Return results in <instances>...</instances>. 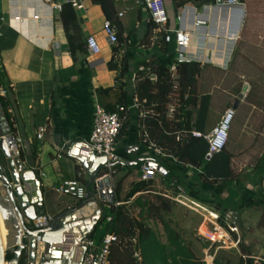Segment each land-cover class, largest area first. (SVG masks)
Wrapping results in <instances>:
<instances>
[{
    "label": "crops",
    "instance_id": "0c3cea01",
    "mask_svg": "<svg viewBox=\"0 0 264 264\" xmlns=\"http://www.w3.org/2000/svg\"><path fill=\"white\" fill-rule=\"evenodd\" d=\"M164 1L171 18L181 9L183 26L193 32L188 55L204 66L198 95L189 107L191 131L210 133L229 107L235 109V116L228 145L220 153L223 163L209 164L217 154L205 159L208 143L203 138L199 176L194 169L182 168L170 157L159 158L161 165H174V174H169L170 170L165 175L158 174L151 179L153 186L175 202L171 197L176 195L173 182L177 180L190 199L211 209L220 206V202L226 204L229 210L225 213L232 216L239 234L242 231V243L262 246L264 225L259 223L264 213V40L250 39L251 33L264 31V0L244 2L241 8L217 5V2L200 6L199 2L190 1L178 10L176 0ZM54 3H62L61 10L55 9ZM114 3V25L128 39L126 50L131 62L130 73L121 79L119 72L108 66L114 46L104 32L107 18L93 0L75 4L63 0H0V72L12 89L11 114L15 119L11 124L2 107L0 131L7 128L6 121L20 139L37 177L28 184V192L33 200L42 198L46 210L43 216H50L52 221L62 212L78 207L63 219L76 224L69 229L74 240L55 245L61 246L54 250L57 256H48L54 264H81L83 251L75 242L97 235L102 229L106 211L97 195L78 200L55 190V185L64 179H78L88 185L86 174L99 156L88 144L95 104L113 109L127 84L134 89L143 62L160 55L155 42L157 36L153 34L158 29L146 38L147 13L140 0H114ZM120 12H124L121 17ZM240 29L249 32L248 39L239 36ZM89 35L97 37L100 53H90ZM237 47L239 51L231 65ZM209 65L213 68H207ZM151 80H155L154 75ZM133 89L129 122L115 147L117 160L112 178L116 201L127 208L141 195L138 193L126 201L132 186L141 181L142 166L159 157L146 152L140 137L139 118L144 113L135 105ZM40 127L46 128L42 139L36 136ZM195 150L196 147L192 156L199 160ZM53 192L67 199L53 205L49 202ZM100 208L101 213L97 214ZM95 219L99 220L95 223ZM250 227L257 232L253 242L243 232ZM258 253L256 250L251 254L254 264H264V257Z\"/></svg>",
    "mask_w": 264,
    "mask_h": 264
},
{
    "label": "trees",
    "instance_id": "16d2710c",
    "mask_svg": "<svg viewBox=\"0 0 264 264\" xmlns=\"http://www.w3.org/2000/svg\"><path fill=\"white\" fill-rule=\"evenodd\" d=\"M93 1L101 6L106 18L114 24V17L116 15L114 0ZM190 1L199 2L198 4L200 6L203 4H215L217 2V0H176V10ZM244 1L247 3L251 2L250 0ZM146 28V38L151 31L158 29L157 25L150 19L147 20ZM117 34L118 43L113 47V57L109 61L108 66L110 70L118 71V78L121 79L130 73L131 62L126 50L128 39L122 37L119 31H117ZM258 34V32L251 33L250 40L258 42L260 38L257 36ZM163 36L164 33L158 30V38L155 42L159 47V54L161 56L156 55L143 62V69L137 74L134 89L132 85L126 83L127 89L122 91L117 105L129 107L131 105V90L133 89L132 96L136 97L139 111H143L144 113V116L139 119L142 125V132H146L148 135L149 140L145 142H153L160 147L165 154L175 157L178 163L199 166L200 160H195L192 153L198 140L203 138L191 134L192 110L189 109V107L195 103L196 96L198 95V82L204 66L199 62H191L183 63L177 68L179 74L178 92H180V99L177 104L178 108L174 113V120L170 121L166 114L170 104V96L174 92V82L167 67L168 59L165 55H162L166 54L168 51L167 43L164 41ZM239 36L248 39L249 32L245 29H240ZM238 51L239 48L237 47L231 65L234 64ZM151 75L155 76L154 81L151 80ZM123 85H125V83H122V86ZM0 87H4L6 90L5 96L0 95L1 105L7 119L11 124H14V116L9 112L10 109H12V111L14 109V102L11 97L12 89L8 87L7 81H3L1 72ZM129 118L130 115L124 123L121 133L128 125ZM178 137L179 140L177 139ZM33 154H36V147L33 148ZM162 165L165 170H170L169 174H174L172 172L174 168L173 164L162 163ZM203 182L208 183L207 180ZM152 187V180H141L135 183L126 201H129L138 193L143 194L145 191H151ZM163 196L164 195L160 196L163 200L162 209L164 208V210H166L168 209V201L166 197L164 198ZM135 202L137 205L141 206V208H144L145 203H143L141 195L136 198ZM216 209L221 213H225L229 210V207L220 202V206ZM116 217V232L120 237V242L112 249L113 264H205V261L196 256L192 248L182 239L181 235L166 219H162L167 239L166 242H163L158 239L154 230L143 219L132 216L127 207H121ZM263 222L264 213L259 225H264ZM124 250L129 251V254L122 253ZM246 250L247 247L242 243L241 256L235 262H232L230 259H223V257H218L217 254H215L213 264H254L251 254L246 252ZM135 252L138 253L137 257L134 256ZM7 258L11 259L12 254H9Z\"/></svg>",
    "mask_w": 264,
    "mask_h": 264
},
{
    "label": "built area",
    "instance_id": "2783aa9c",
    "mask_svg": "<svg viewBox=\"0 0 264 264\" xmlns=\"http://www.w3.org/2000/svg\"><path fill=\"white\" fill-rule=\"evenodd\" d=\"M81 0H63L66 4H75ZM144 6L147 19H150L157 25L158 30L164 33V41L167 43L168 51L166 56L168 57L167 67L171 73V77L174 82V89L178 88V72L177 68L183 63L194 62V59L189 57L188 52L192 47L193 32L183 26V13L181 9L171 18L168 8L164 0H140ZM217 5H223L228 7L242 6V0H217ZM54 8L61 10L62 3H54ZM124 12L118 14L119 17L123 16ZM196 22V21H195ZM197 24V23H195ZM104 32L109 42L115 46L118 43V34L115 25L110 20L104 22ZM175 43V53H169V44ZM87 47L91 54L95 55L100 53L101 46L95 35H89L87 37ZM143 66L139 68L142 70ZM153 77V75H151ZM150 76V78H151ZM0 95L5 96L6 90L4 87H0ZM135 105L138 108L137 101ZM170 111L174 120V112L176 108L169 104ZM131 105L125 107L124 105H116L112 110H108L100 104L96 103L94 106L93 116V128L88 140L89 147L97 155H105L107 157L108 170L103 175L95 179L96 182L107 175L115 173V164L117 160L116 144L118 142L121 130L124 123L127 121L130 115ZM12 113V109L9 110ZM144 116V114H143ZM167 118H171L169 112L166 115ZM235 116V109L229 107L222 115L219 123L208 134H201L192 132L191 134L196 137L204 138L208 143V150L205 155V159L209 160L214 155L219 154L224 150L229 140V132L232 121ZM144 129V127H143ZM46 131L45 127H40L36 133L38 139L44 137ZM140 137L143 138V144L146 148V152L150 156H159L160 158L170 157L172 160L180 164L182 168L194 169L195 174L199 176L202 173L200 166L191 164L184 165L178 163L175 157L169 156L153 142L146 143L148 135L146 132H141ZM179 140V137L177 138ZM17 142L20 145V139L17 138ZM155 161L160 164L156 160ZM42 174V172H40ZM160 174L156 167L151 164H144L141 168V180H151ZM188 175H191L190 173ZM173 186L176 188V195L172 196V200L180 205L186 206L191 210L199 213L203 220L198 227V234L200 237H204L212 246L217 250L224 249L235 251L241 255L242 239L239 234V228L232 219V216L228 213H221L217 209H211L200 201L190 199L186 189L177 181L173 182ZM55 190L63 195L72 196L78 200H83L88 195V188L78 179H64L55 185ZM108 204V207L104 205V212L106 211L102 220L103 233H98L93 236L83 237L75 242V245L82 249L81 264H113L112 249L115 245L119 244L120 237L116 232L117 229V212L122 207V202L114 201ZM51 220L50 216H41L36 220V225H46ZM203 229V230H202ZM135 257L138 253L135 252ZM212 261L207 264H213L214 256H211Z\"/></svg>",
    "mask_w": 264,
    "mask_h": 264
},
{
    "label": "water",
    "instance_id": "95a60500",
    "mask_svg": "<svg viewBox=\"0 0 264 264\" xmlns=\"http://www.w3.org/2000/svg\"><path fill=\"white\" fill-rule=\"evenodd\" d=\"M5 125L7 128L0 131V212L9 235L5 245L0 226V264H54L49 257L57 256L54 250L61 248L55 245L74 240L69 229L76 224L63 219L66 220L78 207L62 212L46 225H36V220L46 212L42 198L33 200L28 192V184L37 177L17 142V135L12 133L6 121ZM147 164L156 167L160 174H166L161 164L155 161ZM107 170V157L99 155L86 174L88 196L97 195L102 208L105 203L111 204L117 199L112 183L114 174L98 180L95 187V179ZM96 220L99 219H95V223ZM9 254H12L11 259L7 258Z\"/></svg>",
    "mask_w": 264,
    "mask_h": 264
},
{
    "label": "rangeland",
    "instance_id": "374dc122",
    "mask_svg": "<svg viewBox=\"0 0 264 264\" xmlns=\"http://www.w3.org/2000/svg\"><path fill=\"white\" fill-rule=\"evenodd\" d=\"M250 1L251 3L255 2V0H250ZM258 1H261V0H258ZM254 7H255L254 9L258 8L256 5ZM258 33L259 34L257 36L260 37L259 41L263 42L264 38H261V37H264V31H260ZM153 34H156L158 38L157 31H153ZM169 53H175L174 41L169 44ZM207 68H213V66L209 65ZM199 89L200 87L198 85L197 93ZM179 99H180V92H178V88H177V89H174L173 94L170 96V105H173V107L177 109L178 108L177 104H178ZM246 108L247 107H244V109ZM168 112L171 115L170 116L171 118H168V119L172 121L173 120L172 112L170 111L169 108H168L167 114ZM203 144L204 142L202 140H199V142L196 143V146H195L197 148V150H195V155L199 157L198 158L199 160H201L202 158L201 151L203 150V147H204ZM153 158H155L157 161H160L159 159L160 157H153ZM223 161L224 160L221 154H217L215 158L209 162V164L213 166L219 165L223 163ZM51 195L52 197L49 199V202L53 205L62 203L67 199L66 197L57 195L56 193L51 194ZM161 195L162 193L155 186L152 187L151 191L143 192V194H141V197H142L143 203H145L144 208L143 207L141 208V206L137 205L136 202H133V204H131V206L128 207L130 214L134 217H138L139 219H143L154 230L158 239L163 242H166L167 239H166V232H165V229L162 223V219H166L167 221H169L170 225L174 229L177 230V232L181 235L182 239L192 248L196 256L201 258L203 261H205V264H207L208 262L210 263L212 261L211 256H214L215 258V254H217L218 257L220 256L223 257V259H228V260L230 259L232 262H235L238 260V258L241 256L239 253L235 251L224 250V249L217 250L204 237L199 236L198 227L203 220V217L199 213L195 212L194 210H191L190 208L186 206L176 204L175 202L167 198L166 200L168 201L167 202L168 209L164 210V208L162 209L163 200L160 198ZM99 232L102 234L103 229H101ZM243 232H244V235L251 238L252 242H253V239L255 238V235H257V232L255 231V229L251 227ZM241 233L242 231H240V234ZM245 246L247 247L246 252L250 254L252 253L254 254V252L258 250L259 253L256 255L260 257H264V254H263L264 245L257 246L251 243L249 245L245 244ZM122 253L129 254V251L124 250Z\"/></svg>",
    "mask_w": 264,
    "mask_h": 264
},
{
    "label": "bare ground",
    "instance_id": "6f19581e",
    "mask_svg": "<svg viewBox=\"0 0 264 264\" xmlns=\"http://www.w3.org/2000/svg\"><path fill=\"white\" fill-rule=\"evenodd\" d=\"M223 6V5H222ZM228 7V6H226ZM234 7H239V6H234ZM241 8V7H239ZM238 8V9H239ZM220 12V11H219ZM232 13V12H231ZM239 13V12H238ZM239 16V15H238ZM242 16V15H241ZM197 59V58H196ZM0 226H1V232H2V237H3V240H4V243L5 245L7 244V240H8V235H9V230L8 228L6 227L5 225V221L3 220V217L1 215V212H0Z\"/></svg>",
    "mask_w": 264,
    "mask_h": 264
}]
</instances>
